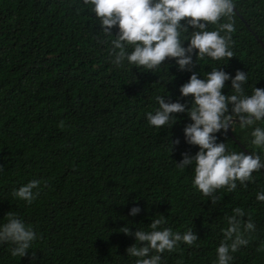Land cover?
<instances>
[{
  "label": "trees",
  "instance_id": "obj_1",
  "mask_svg": "<svg viewBox=\"0 0 264 264\" xmlns=\"http://www.w3.org/2000/svg\"><path fill=\"white\" fill-rule=\"evenodd\" d=\"M232 2L230 19L208 25L233 24L231 58L197 60L193 52L190 70H181L175 58L151 70L113 65L114 37L103 33L84 0H0V219L11 211L38 235L22 258L0 244V264H134L126 248L135 238L118 229H146L157 215L165 217L164 227L192 229L198 237L163 252L162 264H213L225 215L237 206L255 231L229 264H264V250H258L264 202L256 199L264 191V169L232 191L216 190L213 204L193 187L192 166L176 165L181 153L198 150L184 139L183 128L192 122L187 111L160 128L145 115L158 107L157 95L191 107V95L181 96L180 86L192 72L203 77L216 66L247 73L245 94L264 88V0ZM222 91L231 94L230 80ZM250 131L237 126L215 135L230 151L261 152ZM32 179L41 182L40 191L27 204L13 190ZM132 207L141 210L133 216Z\"/></svg>",
  "mask_w": 264,
  "mask_h": 264
},
{
  "label": "clouds",
  "instance_id": "obj_2",
  "mask_svg": "<svg viewBox=\"0 0 264 264\" xmlns=\"http://www.w3.org/2000/svg\"><path fill=\"white\" fill-rule=\"evenodd\" d=\"M84 3L90 5L99 19L103 33L114 37L109 56L117 68L126 62L129 66L156 70L166 58H175L181 70H190L193 52L197 60L208 57L217 61L233 56L229 36L233 24L224 22L219 24V30H208V25L215 24L221 16L230 19L232 0H84ZM114 27L118 29L115 34ZM184 40H188L187 47L183 46ZM247 79L242 70L232 75L217 66L203 77L192 72L179 89L181 96L191 95V107L186 108L179 100L165 102L157 95L158 107L145 114L150 126L160 128L176 122L174 113L187 111L192 122L183 128L184 139L198 146V150L194 156L181 153L183 158L176 165L180 169L192 166L193 187L202 195L211 196L213 204L217 200L213 195L216 190L232 191L237 181L243 185L253 179L254 171L264 169V88L255 86L250 94H245L243 85ZM229 80L232 92L225 95L222 89ZM237 126L251 129V144L261 152L230 151L225 141H218L216 133L226 136ZM179 142V139L170 141L171 151ZM40 183L37 179L29 180L14 189L13 195L31 204L39 195ZM256 199L264 202V191L257 192ZM140 210L132 207L130 214L135 216ZM4 217L0 219V244L11 245V256L22 258L32 249L38 235L17 214L8 211ZM245 217L239 206L225 215L226 227L221 228L223 238L215 248L213 264H229L231 253L249 243L255 224ZM164 224L165 217L157 215L146 229L137 228L132 233L127 224L118 229L135 238L126 248L127 256L135 258L134 264H162L163 252L175 250L180 243L191 245L198 239L192 229L173 231ZM258 250H264V243Z\"/></svg>",
  "mask_w": 264,
  "mask_h": 264
}]
</instances>
